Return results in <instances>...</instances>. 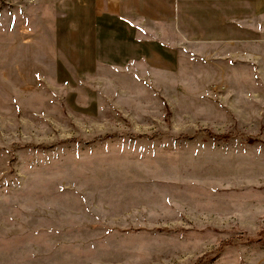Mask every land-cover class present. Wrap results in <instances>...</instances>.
<instances>
[{
  "label": "rangeland",
  "instance_id": "obj_1",
  "mask_svg": "<svg viewBox=\"0 0 264 264\" xmlns=\"http://www.w3.org/2000/svg\"><path fill=\"white\" fill-rule=\"evenodd\" d=\"M150 1L0 0V264H264V0Z\"/></svg>",
  "mask_w": 264,
  "mask_h": 264
},
{
  "label": "crops",
  "instance_id": "obj_2",
  "mask_svg": "<svg viewBox=\"0 0 264 264\" xmlns=\"http://www.w3.org/2000/svg\"><path fill=\"white\" fill-rule=\"evenodd\" d=\"M92 2H94L92 4L93 8L92 10H88V12L86 13V19L99 20L104 18V16H109L111 18H121V19L137 17L136 14L137 0H108L109 3L106 2L105 0H90V2H88L89 5ZM163 2L169 3V5L172 4V8H173V0L171 1L166 0ZM147 5H149L148 7H153V0H151L149 3H144L145 8L147 7ZM139 17H143V16H139ZM143 18L147 19V17H143ZM163 19H167L165 15L163 16Z\"/></svg>",
  "mask_w": 264,
  "mask_h": 264
},
{
  "label": "trees",
  "instance_id": "obj_3",
  "mask_svg": "<svg viewBox=\"0 0 264 264\" xmlns=\"http://www.w3.org/2000/svg\"><path fill=\"white\" fill-rule=\"evenodd\" d=\"M218 137H221V136H217V137H215V138H218ZM223 138H225V137H222V138H218V139H223Z\"/></svg>",
  "mask_w": 264,
  "mask_h": 264
}]
</instances>
